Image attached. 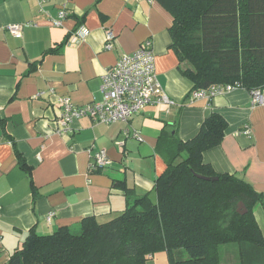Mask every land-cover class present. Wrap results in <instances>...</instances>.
Wrapping results in <instances>:
<instances>
[{"label":"crops","instance_id":"crops-1","mask_svg":"<svg viewBox=\"0 0 264 264\" xmlns=\"http://www.w3.org/2000/svg\"><path fill=\"white\" fill-rule=\"evenodd\" d=\"M62 8L69 15L56 26L50 19ZM15 23L25 24L21 38L6 29ZM172 23L161 0H0V264H9L33 231L50 234L88 216L106 222L120 215L127 195L114 182L124 180L137 196L151 191L167 166L157 149L161 133L192 139L213 112L227 129L205 161L264 194V104L253 105L244 87L192 100L193 84L180 69L186 63L171 46ZM81 24L89 33L74 41ZM107 30L115 34L112 49L105 47ZM147 40L168 101L145 105L128 122L83 116L60 131L59 98L77 106L101 101L104 73ZM88 148L105 150L111 164L91 172ZM253 212L264 236V199Z\"/></svg>","mask_w":264,"mask_h":264},{"label":"trees","instance_id":"trees-1","mask_svg":"<svg viewBox=\"0 0 264 264\" xmlns=\"http://www.w3.org/2000/svg\"><path fill=\"white\" fill-rule=\"evenodd\" d=\"M161 1L173 16L171 46L186 63L180 69L192 91L239 84L263 92L264 0ZM226 129V119L213 112L187 141L163 131L157 149L167 166L151 191L137 196L124 180L115 181L127 195L120 215L106 222L88 216L50 234L33 231L9 264H147L160 252L169 264H223L222 247L229 244H235L225 254L229 260L264 264V236L253 212L264 194L235 174L217 173L204 159Z\"/></svg>","mask_w":264,"mask_h":264},{"label":"built area","instance_id":"built-area-1","mask_svg":"<svg viewBox=\"0 0 264 264\" xmlns=\"http://www.w3.org/2000/svg\"><path fill=\"white\" fill-rule=\"evenodd\" d=\"M45 0H40L43 3ZM66 8H62L56 17L51 18V22L56 26H61L67 18ZM25 24H10L6 29L15 37L23 36ZM89 29L80 26L72 34L74 41H79L86 37ZM115 34L111 30L106 32V49L114 47ZM241 87L239 84L213 85L208 89H200L191 92V99L199 98L212 99L215 95L232 91ZM100 90L103 94L101 101H93L82 106L75 105L69 97H60L59 102L62 112L59 120V130L66 132L70 123L76 118L89 116L93 120L112 124L117 122H128L132 116L151 103H164L168 101L165 94L159 91V83L156 76L155 54L149 40L145 41L136 51L124 54L118 62L109 68L102 77ZM253 105L264 104V94L261 90L251 92ZM247 132H249L247 130ZM125 134L128 136L129 131ZM131 135L138 140L142 135L138 130H132ZM119 145L122 143L118 142ZM91 161L89 170L91 172L104 171L110 164L111 159L105 150L93 151L88 148ZM55 213L50 212L47 222L51 223Z\"/></svg>","mask_w":264,"mask_h":264},{"label":"rangeland","instance_id":"rangeland-1","mask_svg":"<svg viewBox=\"0 0 264 264\" xmlns=\"http://www.w3.org/2000/svg\"><path fill=\"white\" fill-rule=\"evenodd\" d=\"M82 25L83 24L79 25L75 30H77ZM234 246H235V244L234 245L229 244V245H224L222 247V262H223V264H231V262H232V264H235L236 260L232 261V260H229V258L225 257V254L227 255L228 251H235ZM229 255H230V253H229ZM234 255H235V253H234ZM225 260H226V263H225ZM147 264H169V260H168L167 254L165 252H160V253H157L153 258L149 259L147 261Z\"/></svg>","mask_w":264,"mask_h":264},{"label":"water","instance_id":"water-1","mask_svg":"<svg viewBox=\"0 0 264 264\" xmlns=\"http://www.w3.org/2000/svg\"><path fill=\"white\" fill-rule=\"evenodd\" d=\"M198 177H200L202 179H205V180H211V179L212 180H217L218 179V177H207V176L199 175V174H198ZM238 211L241 214H244V213L247 212V208H246V206H245V204L243 202L239 203Z\"/></svg>","mask_w":264,"mask_h":264}]
</instances>
